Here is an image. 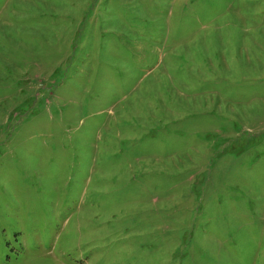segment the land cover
Returning a JSON list of instances; mask_svg holds the SVG:
<instances>
[{"label": "rangeland", "instance_id": "obj_1", "mask_svg": "<svg viewBox=\"0 0 264 264\" xmlns=\"http://www.w3.org/2000/svg\"><path fill=\"white\" fill-rule=\"evenodd\" d=\"M0 264H264V0H0Z\"/></svg>", "mask_w": 264, "mask_h": 264}]
</instances>
